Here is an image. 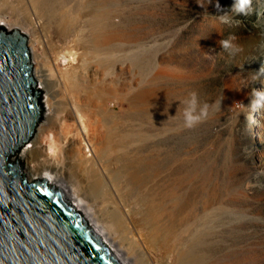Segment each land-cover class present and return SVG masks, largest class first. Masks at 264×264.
Masks as SVG:
<instances>
[{
	"label": "rangeland",
	"instance_id": "obj_1",
	"mask_svg": "<svg viewBox=\"0 0 264 264\" xmlns=\"http://www.w3.org/2000/svg\"><path fill=\"white\" fill-rule=\"evenodd\" d=\"M234 4L235 0H72L69 54L53 52L52 60L59 56L63 64L58 69L74 77L85 50L77 40L85 39L86 90L94 99L86 137L104 148L113 165L146 157L162 165L141 185L139 199L147 209L181 194L186 203L184 227L197 218L201 224L210 222L209 237L226 242V252L233 257L229 264L243 258L245 264H264V106L253 102L257 92L264 93V0H252L246 17L233 9ZM102 15H109L118 27V60L115 68L107 65L99 76L93 71L97 55L91 31ZM230 35L236 37L231 41L235 47L226 50L220 41ZM50 64L53 70V61ZM107 80L112 87L108 85L101 98L113 101L116 116L104 122L98 97ZM40 89L41 124L54 119L53 130H71L70 139L80 143L83 136L74 116L63 113L60 104L57 112L51 111ZM193 93L200 107L208 105V116L186 128L183 113ZM57 98L60 101L61 95ZM61 141L62 137L56 139L58 145ZM41 147L36 142L30 152L37 172L44 157H51ZM56 149L58 155L52 159L68 162L65 148ZM157 214L164 216L162 211Z\"/></svg>",
	"mask_w": 264,
	"mask_h": 264
},
{
	"label": "bare ground",
	"instance_id": "obj_2",
	"mask_svg": "<svg viewBox=\"0 0 264 264\" xmlns=\"http://www.w3.org/2000/svg\"><path fill=\"white\" fill-rule=\"evenodd\" d=\"M103 16H98L100 18L94 22L91 31L94 38L93 51L96 58L99 56L95 58L97 63L93 71H97L99 76L107 65L115 68L118 60V27L109 15ZM0 25L7 30L18 28L24 33L28 31L26 34L33 63L36 60L34 77L45 91V104L56 112L60 104L63 113L73 115L81 128L78 132L86 140L82 139L76 144L70 139L71 130H53V125L57 123L54 119L45 126L40 123L30 140L32 142L15 154L20 161L25 160V175L29 173L26 176L30 180L48 178L64 189L124 264H229L228 261L233 257L229 251L226 252L229 250L226 242H217L209 237L208 230H213L210 222L201 224L197 218L191 225L188 223L184 227L181 215L186 203L181 194L158 206L151 205L148 209L139 199L143 181L153 170L162 167L160 163L146 157L137 163L129 159L123 166L113 165L104 148H98L86 137L89 121L92 120L93 109L90 104L93 98L86 90L89 70L86 65L88 51L85 39L77 40V43L81 41V47L85 50L74 77L69 71L58 69L63 64L59 56L55 55V60H52L53 52L69 54L68 39L73 30L72 0H0ZM52 61L53 70L49 68ZM74 82L78 90H74ZM103 83V93L98 98L103 107L102 119L108 122L116 115L111 110L113 101L101 98L105 97L107 86L111 88L112 85L109 81ZM114 83L116 86V81ZM58 94L61 95L60 101ZM58 137L63 138L60 145L56 142ZM36 142L41 144L46 155L51 156L49 159L44 157V161L40 162L43 168L39 172L33 169L36 163H31L30 159V152ZM58 146L65 148L63 151H66L68 162L52 159L58 155ZM126 206H130V209ZM161 211V215H164L162 219L157 214ZM237 264H245L244 258Z\"/></svg>",
	"mask_w": 264,
	"mask_h": 264
},
{
	"label": "water",
	"instance_id": "obj_3",
	"mask_svg": "<svg viewBox=\"0 0 264 264\" xmlns=\"http://www.w3.org/2000/svg\"><path fill=\"white\" fill-rule=\"evenodd\" d=\"M43 116L28 35L0 25V264H124L64 189L11 160Z\"/></svg>",
	"mask_w": 264,
	"mask_h": 264
},
{
	"label": "clouds",
	"instance_id": "obj_4",
	"mask_svg": "<svg viewBox=\"0 0 264 264\" xmlns=\"http://www.w3.org/2000/svg\"><path fill=\"white\" fill-rule=\"evenodd\" d=\"M252 0H235V4L233 9L236 10L238 14H242L245 17L248 16L252 9ZM223 19V16L221 17ZM227 22V21H226ZM237 23H241L240 21H237ZM235 36H229L227 40H221L220 45L224 49H230L235 47L231 41L235 40ZM257 99H255L253 102L257 103L260 106H264V104H261V101H264V93L257 92L256 93ZM208 116V105H204L203 107H200L198 98L195 93L191 94V99L187 101V106L184 109L183 117H184V126L186 128H192L199 124L202 120L206 119Z\"/></svg>",
	"mask_w": 264,
	"mask_h": 264
}]
</instances>
